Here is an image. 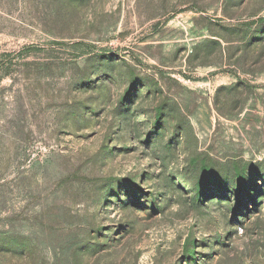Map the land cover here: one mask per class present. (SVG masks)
Wrapping results in <instances>:
<instances>
[{
    "label": "rangeland",
    "instance_id": "obj_1",
    "mask_svg": "<svg viewBox=\"0 0 264 264\" xmlns=\"http://www.w3.org/2000/svg\"><path fill=\"white\" fill-rule=\"evenodd\" d=\"M0 264H264V0H0Z\"/></svg>",
    "mask_w": 264,
    "mask_h": 264
}]
</instances>
